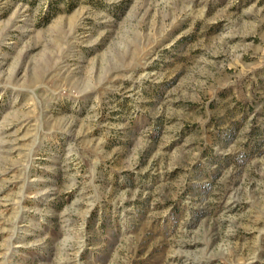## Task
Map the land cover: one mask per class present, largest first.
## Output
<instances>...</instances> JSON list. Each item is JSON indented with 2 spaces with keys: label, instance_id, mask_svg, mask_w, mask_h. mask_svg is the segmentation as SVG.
<instances>
[{
  "label": "rangeland",
  "instance_id": "obj_1",
  "mask_svg": "<svg viewBox=\"0 0 264 264\" xmlns=\"http://www.w3.org/2000/svg\"><path fill=\"white\" fill-rule=\"evenodd\" d=\"M0 264H264V0H0Z\"/></svg>",
  "mask_w": 264,
  "mask_h": 264
}]
</instances>
